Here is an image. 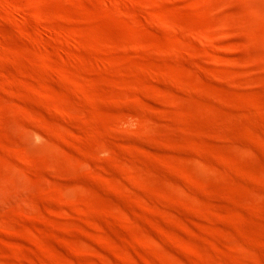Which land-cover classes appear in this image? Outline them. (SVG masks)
Segmentation results:
<instances>
[{
	"label": "rangeland",
	"instance_id": "1",
	"mask_svg": "<svg viewBox=\"0 0 264 264\" xmlns=\"http://www.w3.org/2000/svg\"><path fill=\"white\" fill-rule=\"evenodd\" d=\"M0 264H264V0H0Z\"/></svg>",
	"mask_w": 264,
	"mask_h": 264
},
{
	"label": "bare ground",
	"instance_id": "2",
	"mask_svg": "<svg viewBox=\"0 0 264 264\" xmlns=\"http://www.w3.org/2000/svg\"><path fill=\"white\" fill-rule=\"evenodd\" d=\"M13 10L18 14V15H24L23 12H21L17 7H13ZM183 35H185L186 37H192L194 40L198 41V42H202L204 43L206 46L211 47L212 49H214V45H213V36L211 32H194L192 34H186L184 33ZM39 51L42 53V55L44 57H48L49 56V52L45 49V48H40ZM137 118V117H136ZM135 119V118H134ZM137 120V119H136ZM134 121V120H133ZM138 121V120H137ZM206 165V164H205Z\"/></svg>",
	"mask_w": 264,
	"mask_h": 264
}]
</instances>
